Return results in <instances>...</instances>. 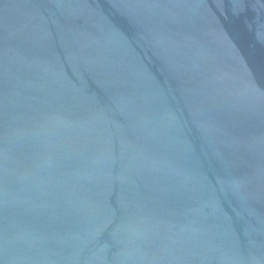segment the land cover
<instances>
[{"label":"water","instance_id":"95a60500","mask_svg":"<svg viewBox=\"0 0 264 264\" xmlns=\"http://www.w3.org/2000/svg\"><path fill=\"white\" fill-rule=\"evenodd\" d=\"M0 264H264V0H0Z\"/></svg>","mask_w":264,"mask_h":264}]
</instances>
